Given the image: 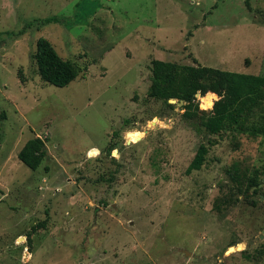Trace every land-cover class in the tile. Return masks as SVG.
<instances>
[{
	"label": "rangeland",
	"instance_id": "1",
	"mask_svg": "<svg viewBox=\"0 0 264 264\" xmlns=\"http://www.w3.org/2000/svg\"><path fill=\"white\" fill-rule=\"evenodd\" d=\"M261 12L264 0H0V264H264L258 195L214 208L227 167L264 166V141L209 135L147 95L153 60L264 76ZM39 38L78 65L68 86L38 76ZM132 130L143 136L128 142ZM35 137L47 157L31 171L18 153Z\"/></svg>",
	"mask_w": 264,
	"mask_h": 264
},
{
	"label": "trees",
	"instance_id": "2",
	"mask_svg": "<svg viewBox=\"0 0 264 264\" xmlns=\"http://www.w3.org/2000/svg\"><path fill=\"white\" fill-rule=\"evenodd\" d=\"M260 16L264 23V12ZM63 21L53 16L42 20L40 25L61 24ZM26 27H31V23ZM32 58L40 79L57 88L68 86L80 73L78 65L63 59L45 38L35 42ZM150 82L149 98L161 101L170 112L176 105L169 104V100L184 102L182 116L198 119L209 135L220 136L231 132L264 141V76L153 60ZM197 94L199 97H196ZM197 98L203 111L198 109ZM207 154L208 148L200 145L186 173L200 170ZM46 157L45 141L38 137L29 139L18 153V160L31 171H36ZM225 172L231 187L217 198L214 208L218 212L230 205L229 195L233 193L246 197L251 192L258 195V201L260 197L264 198V166L250 168L234 162ZM254 201L252 198L250 203L255 204Z\"/></svg>",
	"mask_w": 264,
	"mask_h": 264
},
{
	"label": "bare ground",
	"instance_id": "3",
	"mask_svg": "<svg viewBox=\"0 0 264 264\" xmlns=\"http://www.w3.org/2000/svg\"><path fill=\"white\" fill-rule=\"evenodd\" d=\"M183 105H184V102H182L181 106H183ZM153 123H158V121H153L152 123H150V125H152ZM137 136H143V133L140 132L139 130L127 131L125 133V138L127 139L128 142H133ZM242 248H243V245L242 244H238L235 247L228 248L226 250V253L240 251Z\"/></svg>",
	"mask_w": 264,
	"mask_h": 264
},
{
	"label": "water",
	"instance_id": "4",
	"mask_svg": "<svg viewBox=\"0 0 264 264\" xmlns=\"http://www.w3.org/2000/svg\"><path fill=\"white\" fill-rule=\"evenodd\" d=\"M196 97H199V94H197ZM168 103L169 104H176L177 106L181 107L182 101L177 103L176 100H169ZM254 200H257V199L254 198ZM260 201L264 202V198L260 197Z\"/></svg>",
	"mask_w": 264,
	"mask_h": 264
}]
</instances>
